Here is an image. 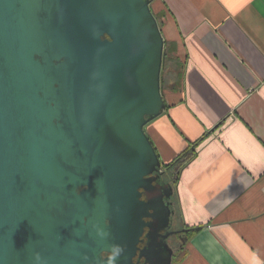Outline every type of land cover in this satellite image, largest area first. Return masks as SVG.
I'll use <instances>...</instances> for the list:
<instances>
[{"label": "water", "instance_id": "1", "mask_svg": "<svg viewBox=\"0 0 264 264\" xmlns=\"http://www.w3.org/2000/svg\"><path fill=\"white\" fill-rule=\"evenodd\" d=\"M151 1L0 0V264H171L137 247L174 213Z\"/></svg>", "mask_w": 264, "mask_h": 264}, {"label": "crops", "instance_id": "2", "mask_svg": "<svg viewBox=\"0 0 264 264\" xmlns=\"http://www.w3.org/2000/svg\"><path fill=\"white\" fill-rule=\"evenodd\" d=\"M150 7L184 64L145 132L163 166L178 158L177 224L201 226L171 264H264V0Z\"/></svg>", "mask_w": 264, "mask_h": 264}, {"label": "flooded vegetation", "instance_id": "3", "mask_svg": "<svg viewBox=\"0 0 264 264\" xmlns=\"http://www.w3.org/2000/svg\"><path fill=\"white\" fill-rule=\"evenodd\" d=\"M163 169V168H162ZM166 175V172L164 171L160 178L165 181H169L172 186H174L171 181ZM167 192H170V189H167ZM144 194V193H143ZM143 198L145 199L146 196L143 195ZM175 200L174 190L172 192V196H170L169 201L172 203V208L174 209L173 202ZM175 215V209L173 216H171V222L166 228L161 227V225L158 223L159 227L152 223L151 227H145L143 230V234L141 235L137 247L139 249H142L147 242H151L153 244V252L155 253V250H158L159 254L161 256L165 255V253L169 252V250H172V261L176 259V256H179L180 251L182 250L183 245L188 240V234L187 231L177 224L176 220L173 218ZM147 220V219H146ZM149 232L151 237L146 236V234ZM152 251V250H151ZM152 252V253H153ZM133 261L137 264H145V258L139 257V250L136 251V255L133 258ZM172 263V262H171Z\"/></svg>", "mask_w": 264, "mask_h": 264}, {"label": "trees", "instance_id": "4", "mask_svg": "<svg viewBox=\"0 0 264 264\" xmlns=\"http://www.w3.org/2000/svg\"><path fill=\"white\" fill-rule=\"evenodd\" d=\"M153 14H154L155 18L157 19L159 27L161 28V26H162L161 15L155 14L154 12H153ZM173 48L174 47L170 46L169 43H167L164 40L163 64H162L161 78H160L161 91L164 89H167L171 92H176L181 87L182 78H183V64L184 63L181 62V60H179L178 57L174 54L175 51ZM194 146H195V144H193L191 147H189L185 150V152L179 157L180 161L181 160L184 161L186 158L188 159L191 157V155L194 152ZM177 160H178V158L175 159V161L172 162L171 164H166L163 167H165L166 169H169L170 167H175ZM200 227L201 226H198V227H195L191 230H188L187 231L188 237L190 235H192V233L194 231L200 229Z\"/></svg>", "mask_w": 264, "mask_h": 264}, {"label": "rangeland", "instance_id": "5", "mask_svg": "<svg viewBox=\"0 0 264 264\" xmlns=\"http://www.w3.org/2000/svg\"><path fill=\"white\" fill-rule=\"evenodd\" d=\"M162 22V21H161ZM169 90H167V89H164V90H162V94H163V96L164 97H166L167 95H168V92ZM144 129H145V127H144ZM163 170L165 171V167H163ZM168 172V171H167ZM170 172H171V174H170V176H167V175H165V176H167L171 181H173V185L175 184V174H174V171L172 170V169H170ZM170 172H168V173H170ZM173 188H174V186H173ZM174 190V189H173ZM175 195V194H174ZM174 204H173V206H174V209H175V215H174V219L176 220V222H177V214H178V206H177V202H176V200H174V202H173ZM179 225V224H178Z\"/></svg>", "mask_w": 264, "mask_h": 264}, {"label": "clouds", "instance_id": "6", "mask_svg": "<svg viewBox=\"0 0 264 264\" xmlns=\"http://www.w3.org/2000/svg\"><path fill=\"white\" fill-rule=\"evenodd\" d=\"M120 252H121V248L120 246L118 245H114L112 247V250H111V256H110V264H115V260L116 258L120 255ZM36 261L39 262L41 257L39 256V254L37 253L36 254V257H35Z\"/></svg>", "mask_w": 264, "mask_h": 264}]
</instances>
